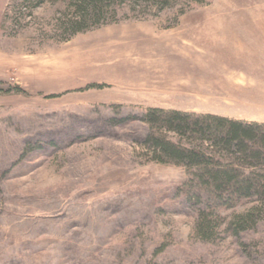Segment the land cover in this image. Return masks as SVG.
Masks as SVG:
<instances>
[{
    "label": "rangeland",
    "instance_id": "374dc122",
    "mask_svg": "<svg viewBox=\"0 0 264 264\" xmlns=\"http://www.w3.org/2000/svg\"><path fill=\"white\" fill-rule=\"evenodd\" d=\"M74 4L0 0V264H264V205L207 204L147 141L233 155L141 120L264 123V0H109L68 37Z\"/></svg>",
    "mask_w": 264,
    "mask_h": 264
},
{
    "label": "trees",
    "instance_id": "16d2710c",
    "mask_svg": "<svg viewBox=\"0 0 264 264\" xmlns=\"http://www.w3.org/2000/svg\"><path fill=\"white\" fill-rule=\"evenodd\" d=\"M108 1L75 0V15L66 21L70 30L68 37L104 24L98 20L102 17ZM93 19L97 21L88 25ZM96 86L100 85H88ZM14 91L21 90L15 87ZM141 120L180 135L196 133L201 139L211 140L219 150L233 155L237 164L215 160L203 150L174 143L163 136L153 135L148 138L147 142L155 160L162 162L167 159L188 168L198 169L199 173L195 174L197 180L187 185L189 188L196 186L203 190L206 193L203 198L207 204L224 207L248 203L264 205V123H246L211 114L196 116L158 108L147 110ZM238 165L256 166L262 170L244 172ZM234 221L236 227L244 229L248 220L247 217H237ZM202 224L204 230L209 228L207 220H203Z\"/></svg>",
    "mask_w": 264,
    "mask_h": 264
},
{
    "label": "bare ground",
    "instance_id": "6f19581e",
    "mask_svg": "<svg viewBox=\"0 0 264 264\" xmlns=\"http://www.w3.org/2000/svg\"><path fill=\"white\" fill-rule=\"evenodd\" d=\"M107 53H109V52H107ZM107 53H103L102 55L107 54ZM93 57L94 58H99V56H96V55H93Z\"/></svg>",
    "mask_w": 264,
    "mask_h": 264
},
{
    "label": "crops",
    "instance_id": "0c3cea01",
    "mask_svg": "<svg viewBox=\"0 0 264 264\" xmlns=\"http://www.w3.org/2000/svg\"><path fill=\"white\" fill-rule=\"evenodd\" d=\"M177 111H179V110H177ZM182 111H185V109H182Z\"/></svg>",
    "mask_w": 264,
    "mask_h": 264
}]
</instances>
